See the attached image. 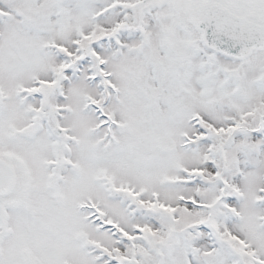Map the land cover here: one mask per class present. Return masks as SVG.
Instances as JSON below:
<instances>
[{"label": "snow or ice", "instance_id": "6c2138e0", "mask_svg": "<svg viewBox=\"0 0 264 264\" xmlns=\"http://www.w3.org/2000/svg\"><path fill=\"white\" fill-rule=\"evenodd\" d=\"M0 264H264V0H0Z\"/></svg>", "mask_w": 264, "mask_h": 264}]
</instances>
